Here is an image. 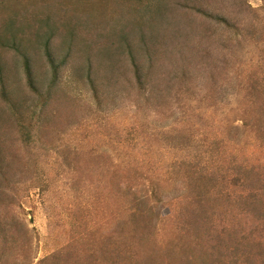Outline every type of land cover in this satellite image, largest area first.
I'll return each mask as SVG.
<instances>
[{"label": "rangeland", "instance_id": "374dc122", "mask_svg": "<svg viewBox=\"0 0 264 264\" xmlns=\"http://www.w3.org/2000/svg\"><path fill=\"white\" fill-rule=\"evenodd\" d=\"M0 148L33 264H264V0H0Z\"/></svg>", "mask_w": 264, "mask_h": 264}, {"label": "trees", "instance_id": "16d2710c", "mask_svg": "<svg viewBox=\"0 0 264 264\" xmlns=\"http://www.w3.org/2000/svg\"><path fill=\"white\" fill-rule=\"evenodd\" d=\"M167 7L171 10H175L169 2ZM181 7L193 10L197 9L199 6L197 5L196 1V4L192 7H189L186 4H183ZM205 10L209 11L208 9ZM216 14V20L218 22H224L227 26L232 27V25L229 24V20L225 15L221 13ZM211 17L213 18V14L211 15ZM1 43L5 44V46H8L4 42ZM135 56H138V58L135 59V66L136 71L139 73V71H141L142 68L145 67V65L143 61L139 59V52L136 51V53H134V57ZM139 61H141L142 63ZM28 76L29 81L33 82V77L31 75V70L29 67ZM2 97L3 102L8 104L11 110L16 113L15 105L17 104H15V100L4 93ZM8 160L9 159H7V155H4L3 151L0 150V264H33L34 256H31L30 254L28 255V252L26 250H23L22 253H26V257L31 256L27 259H23L21 255L17 256L18 251L14 249L16 246L21 247L23 249L25 248L21 232L23 231V229L28 230V226L26 227V224L23 223L22 220H20L19 212L16 210V206L20 203V200L18 199L19 196L17 194V191L14 190H16V188L18 187L20 179L16 177L18 173L15 170V172L10 173V170L13 169L14 163ZM7 167H10L9 170L6 169ZM137 196L138 195L135 193H131V195L126 194V201H129L130 197L132 199L130 200L131 204L129 206V208L131 209V214L128 216H120L122 217L121 225L126 226L124 230L121 227L120 231L126 232L127 235L125 241L127 242L125 243L123 241V244L125 246H123V248L121 247L119 252H128L130 250H135L136 248H138V246L142 242L141 239L145 238L144 236H142V233H140V230L144 231L145 227H150L152 224V220L146 218L147 206H144L146 205L147 201V199H145L146 195L139 197ZM152 210L154 211L153 207H151V213L154 217V212ZM138 232L140 234L135 235ZM127 239H131L132 241H128ZM111 241H106L107 244H105L101 249L103 253H109V245ZM151 251H153L152 247ZM61 262L62 261L59 256L57 257V255H54L50 258L39 260L37 264H61Z\"/></svg>", "mask_w": 264, "mask_h": 264}]
</instances>
